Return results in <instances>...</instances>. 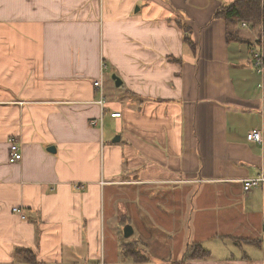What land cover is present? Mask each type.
<instances>
[{
	"label": "crops",
	"instance_id": "obj_1",
	"mask_svg": "<svg viewBox=\"0 0 264 264\" xmlns=\"http://www.w3.org/2000/svg\"><path fill=\"white\" fill-rule=\"evenodd\" d=\"M234 1L0 0V264H264V71L226 39Z\"/></svg>",
	"mask_w": 264,
	"mask_h": 264
},
{
	"label": "trees",
	"instance_id": "obj_2",
	"mask_svg": "<svg viewBox=\"0 0 264 264\" xmlns=\"http://www.w3.org/2000/svg\"><path fill=\"white\" fill-rule=\"evenodd\" d=\"M218 17H223L227 24L226 39L228 42L238 41L245 42L250 45L249 55L252 60L251 48L256 43L251 40L250 33L259 32L261 25H264V0H235L227 6L221 7V10L217 12ZM241 23H246L249 26V34L245 37H241L240 29L236 26ZM252 62V61H251ZM253 64V63H252ZM254 66V65H253ZM255 68V67H254ZM256 70V69H255ZM240 241H236L235 244H239ZM247 243L258 244L254 240H245ZM126 245L122 248L125 250ZM188 254V255H187ZM124 256L137 258L139 260H145L144 256L138 253L129 254L128 251L123 253ZM185 260H205L210 258V252L203 249L198 244H192L191 250L184 256ZM14 259L19 264H40L37 262L35 256L31 250L19 249L14 253Z\"/></svg>",
	"mask_w": 264,
	"mask_h": 264
},
{
	"label": "built area",
	"instance_id": "obj_3",
	"mask_svg": "<svg viewBox=\"0 0 264 264\" xmlns=\"http://www.w3.org/2000/svg\"><path fill=\"white\" fill-rule=\"evenodd\" d=\"M242 28L247 27V25L245 23L241 24ZM259 35L256 38V47H254L253 50H251V54H252V63L256 69V72L261 74L264 71V53L262 50V46L259 45L262 44V41L264 39V25H261V27L259 28ZM94 88L96 90L99 91L100 93V98L97 100L96 104H98L103 110L104 109V105H105V95H104V87L102 85V83L100 81H95L94 83ZM120 114L119 113H112L111 117L112 118H117L119 117ZM101 122V120H92L90 122V125L92 127L96 126L98 122ZM247 141H253L256 143H261L262 142V133L259 130H254L251 131L247 137H246ZM22 159V155H21V149H20V145L17 142V139H13L10 143L9 146V156H8V162L10 164H15L20 162ZM260 182V179H248L242 182V187L243 190L245 192L249 191L253 186L257 185ZM13 212L15 213H19V211L17 209H13Z\"/></svg>",
	"mask_w": 264,
	"mask_h": 264
},
{
	"label": "water",
	"instance_id": "obj_4",
	"mask_svg": "<svg viewBox=\"0 0 264 264\" xmlns=\"http://www.w3.org/2000/svg\"><path fill=\"white\" fill-rule=\"evenodd\" d=\"M112 79L115 81V86L119 87L121 84L120 79L118 77H116L115 75L112 76ZM131 232H132V229L130 226L125 227L123 230L124 237L128 238L130 236Z\"/></svg>",
	"mask_w": 264,
	"mask_h": 264
},
{
	"label": "rangeland",
	"instance_id": "obj_5",
	"mask_svg": "<svg viewBox=\"0 0 264 264\" xmlns=\"http://www.w3.org/2000/svg\"><path fill=\"white\" fill-rule=\"evenodd\" d=\"M253 36V38L252 39H254V37H255V35L257 36V35H259V32H254L253 34H252ZM154 242L155 241H150V242H148V245H146V247L148 246L151 250L153 249V247H154ZM188 246V250H187V252H189L190 250H191V244H189V245H187ZM199 246H201L203 249H205V250H207L205 247H203V245H201V244H199ZM152 251H154V250H152ZM209 251V250H208Z\"/></svg>",
	"mask_w": 264,
	"mask_h": 264
}]
</instances>
